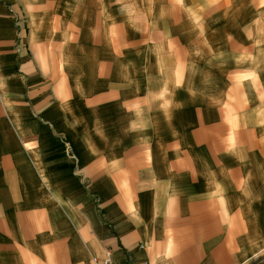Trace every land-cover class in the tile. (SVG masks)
<instances>
[{
    "label": "crops",
    "instance_id": "0c3cea01",
    "mask_svg": "<svg viewBox=\"0 0 264 264\" xmlns=\"http://www.w3.org/2000/svg\"><path fill=\"white\" fill-rule=\"evenodd\" d=\"M231 5L0 0V264H220L256 239L264 10Z\"/></svg>",
    "mask_w": 264,
    "mask_h": 264
},
{
    "label": "rangeland",
    "instance_id": "374dc122",
    "mask_svg": "<svg viewBox=\"0 0 264 264\" xmlns=\"http://www.w3.org/2000/svg\"><path fill=\"white\" fill-rule=\"evenodd\" d=\"M217 1H220V15L221 14L224 15L228 11L232 10L231 0H217ZM255 3H256V8H257V13L258 11L264 10V0H255ZM257 20L255 22H258ZM136 178H137L136 176H133V177L130 176L129 183L130 184L135 183ZM127 194H128V198L130 202L129 206H131L134 204L133 203V200L135 199L134 193L128 192ZM99 197H102V196L99 195ZM99 205H101V203H100V200L98 199V206ZM98 209L100 210V214H102V211H103L102 207ZM263 230H264L263 228L257 229L255 233L256 235L255 240L246 239V240L239 241V240L228 239V240L220 241V248L225 249L226 251L232 250V252H235L237 251V248L239 247L238 255H227V254L221 255L220 254V264H239V263H242L243 261H246V264H264V248L261 250V245L262 244L264 245V238H261L264 236ZM250 246L253 247L254 249L251 248L250 250ZM96 260H100V258L95 257L93 259V262H95Z\"/></svg>",
    "mask_w": 264,
    "mask_h": 264
},
{
    "label": "built area",
    "instance_id": "2783aa9c",
    "mask_svg": "<svg viewBox=\"0 0 264 264\" xmlns=\"http://www.w3.org/2000/svg\"><path fill=\"white\" fill-rule=\"evenodd\" d=\"M140 248H144V246L140 245ZM95 262L96 264H116L109 255H107L101 260H96ZM145 264H150V263H145Z\"/></svg>",
    "mask_w": 264,
    "mask_h": 264
}]
</instances>
